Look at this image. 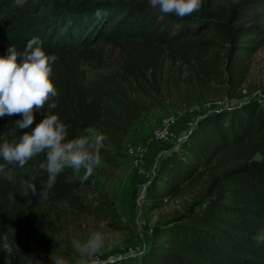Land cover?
<instances>
[{
  "label": "trees",
  "instance_id": "16d2710c",
  "mask_svg": "<svg viewBox=\"0 0 264 264\" xmlns=\"http://www.w3.org/2000/svg\"><path fill=\"white\" fill-rule=\"evenodd\" d=\"M32 37L57 57L51 79L58 95L50 98L55 109H47L46 102L34 112L31 127L47 110L68 125L67 139L102 125L124 132L151 104L131 92L159 93L172 66H189L199 77L198 85L184 82L179 93L184 105L202 98L199 88L206 79L227 73L232 84H239L246 58L264 45V0L221 7L204 0L184 17L152 10L147 0H0V55L9 45L23 51ZM215 44L224 48L222 60L216 54L205 61ZM21 118L20 113L0 117V142L31 131L16 127ZM45 158L38 153L23 168L0 158L13 174L11 181L0 176V245L13 243L21 232L35 233L32 216L44 205L101 210L87 183L70 179L65 170L46 189ZM207 174L199 201L152 226L147 251L103 264H264V98L262 104L201 116L160 161L145 187L143 210L160 207ZM25 181L36 186V193L25 194ZM39 191L48 194L40 198Z\"/></svg>",
  "mask_w": 264,
  "mask_h": 264
},
{
  "label": "rangeland",
  "instance_id": "374dc122",
  "mask_svg": "<svg viewBox=\"0 0 264 264\" xmlns=\"http://www.w3.org/2000/svg\"><path fill=\"white\" fill-rule=\"evenodd\" d=\"M231 1L235 0H210L213 7H221ZM216 54L221 61L224 55L221 45L211 46L203 58L208 61ZM245 61L246 70L239 84H232L227 73H222L213 81L206 79L199 88L202 98L192 104L184 105L179 99L184 82L199 84L197 71L189 66H172L169 74L164 76L159 93L152 91L144 95L140 91L139 94L131 92L133 97L146 104L151 103L133 125L124 132L116 127L102 125L100 128H90L86 133H102L105 136L98 149L103 154L99 156L100 163L83 180L91 190L93 202L96 200L101 210L87 213L75 211L64 204L42 206L32 216L31 224L35 233L21 232L13 236V243H2L0 261L4 264H55V259L62 257L67 264H77L81 253L73 247V242H83L96 230L104 234V246L96 254L102 264L108 258H112L109 261L113 262L147 251L152 226L177 216L199 201L209 178V174L202 176L175 198L166 200L160 207L145 211L142 200L138 199L139 192L145 191L160 161L176 149L196 121L210 110L216 107L234 109L251 103L262 104L264 45L249 54ZM88 74L94 78L98 76L92 71ZM109 106L115 105L112 102ZM167 115H171L175 121L168 137L162 141H153L152 131ZM65 171L70 179L81 181L79 177L84 169L81 168L77 173L69 167ZM202 206L198 204L196 208Z\"/></svg>",
  "mask_w": 264,
  "mask_h": 264
},
{
  "label": "clouds",
  "instance_id": "9594fccd",
  "mask_svg": "<svg viewBox=\"0 0 264 264\" xmlns=\"http://www.w3.org/2000/svg\"><path fill=\"white\" fill-rule=\"evenodd\" d=\"M203 0H148L150 9L163 14H174L184 17L197 11ZM96 16L101 15L98 9ZM57 57L48 54L38 37L30 38L23 51L9 45L4 55H0V117L20 113L21 119L15 121L19 129L25 131L18 140L0 142V158L23 168L29 159L44 152L46 163L43 167L48 173L46 189H51L57 176L72 168L79 173L81 181L92 173L100 163L98 149L105 136L102 133L81 135L72 139L68 137V125L58 114L46 110L43 118L35 124L34 112L40 113L47 102V109H55L57 103L50 100L58 91L51 79L52 64ZM5 164H0V176L11 181L13 174L5 171ZM25 194L36 193V186L28 181L23 182ZM40 198L47 196V191H39ZM104 246V234L100 230L91 232L83 242H73V247L81 253L77 264H102L96 254ZM55 264H67L62 257L55 259Z\"/></svg>",
  "mask_w": 264,
  "mask_h": 264
},
{
  "label": "built area",
  "instance_id": "2783aa9c",
  "mask_svg": "<svg viewBox=\"0 0 264 264\" xmlns=\"http://www.w3.org/2000/svg\"><path fill=\"white\" fill-rule=\"evenodd\" d=\"M174 118L171 115L165 116L159 123V125L152 131L151 139L153 141H162L165 140L171 130L172 125L174 124ZM136 158V157H135ZM137 162V159H134ZM144 187V185H143ZM144 191L139 192L138 199H143Z\"/></svg>",
  "mask_w": 264,
  "mask_h": 264
},
{
  "label": "water",
  "instance_id": "95a60500",
  "mask_svg": "<svg viewBox=\"0 0 264 264\" xmlns=\"http://www.w3.org/2000/svg\"><path fill=\"white\" fill-rule=\"evenodd\" d=\"M222 108H220V107H216V108H214V109H212V110H210V111H218V110H221ZM112 258H108L107 260H105L103 263H105L106 261H109V260H111Z\"/></svg>",
  "mask_w": 264,
  "mask_h": 264
}]
</instances>
